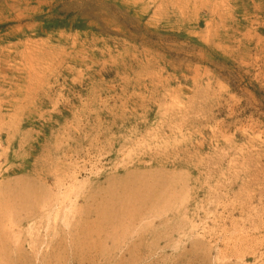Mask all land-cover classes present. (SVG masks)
Here are the masks:
<instances>
[{
    "label": "rangeland",
    "instance_id": "rangeland-1",
    "mask_svg": "<svg viewBox=\"0 0 264 264\" xmlns=\"http://www.w3.org/2000/svg\"><path fill=\"white\" fill-rule=\"evenodd\" d=\"M0 264H264V0H0Z\"/></svg>",
    "mask_w": 264,
    "mask_h": 264
},
{
    "label": "bare ground",
    "instance_id": "bare-ground-1",
    "mask_svg": "<svg viewBox=\"0 0 264 264\" xmlns=\"http://www.w3.org/2000/svg\"><path fill=\"white\" fill-rule=\"evenodd\" d=\"M24 191V189H22ZM21 195V194H20ZM27 195V194H26ZM25 198V197H24ZM25 200V199H24ZM22 202V201H21Z\"/></svg>",
    "mask_w": 264,
    "mask_h": 264
}]
</instances>
